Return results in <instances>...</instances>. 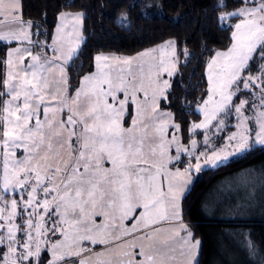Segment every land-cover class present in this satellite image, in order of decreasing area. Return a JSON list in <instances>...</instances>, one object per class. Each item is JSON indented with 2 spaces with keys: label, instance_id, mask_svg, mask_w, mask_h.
<instances>
[{
  "label": "rangeland",
  "instance_id": "374dc122",
  "mask_svg": "<svg viewBox=\"0 0 264 264\" xmlns=\"http://www.w3.org/2000/svg\"><path fill=\"white\" fill-rule=\"evenodd\" d=\"M244 1L245 2L240 6L224 12L221 16L240 9L255 8L259 3L264 2V0H255V2H252V0ZM80 13L83 14V12ZM261 14L262 13H258L257 15ZM6 19L7 17H4L2 21H0V36L16 34L20 36V39L16 41H21V43L11 48L8 53L5 78V92L8 96L5 102L11 99L9 93L15 83V81L8 80L9 73H12L13 76L23 77L25 72H27L31 79V73L36 72L37 77L45 82L46 89L41 90L45 103L40 106L41 114L39 116V121L43 130L36 132V138L45 136L51 142L53 148L56 150V156L58 157L53 161L56 166L64 168L67 165H71L73 158L77 155L74 149L78 147V144L74 138L71 140L69 139L70 133L74 130L78 135H85L80 123H77L73 129L67 125H63L62 122L68 115H72L73 119L79 118L83 121L89 105L95 103L98 98L100 99V104H103L100 89H103V91H108L109 89L107 84L101 83V68L104 70L105 78L111 80L113 87L122 89V91H117L115 93L118 99L123 100L126 95L128 96L129 103L126 105V112L123 114L122 126L124 129L130 131L131 136L135 137L137 143H143V152L140 153V155L147 160L148 165L160 167L162 172H170L173 174L177 169L183 173L189 165L194 169L197 162L202 165L199 172L190 170L179 177L180 186L178 188L175 215L172 214L173 210L170 204L167 205L166 214L160 210L159 205L157 208L144 212L142 207H137L138 202L135 199L128 202L130 208H122L119 205L108 207L97 201L96 206L86 209V216L83 219H90L87 228L83 225H75L74 222L77 219H81L80 217H74L70 214L67 216H60L57 214V216L53 217L52 223H57L58 219L62 223L64 219H67L69 223L63 224L61 228V231L67 232V236L65 237L58 232L56 236L54 235L52 237L51 232H47L46 235H44L45 238L44 236L42 240L39 238L40 248L48 246L50 253L48 263L54 258L51 245L57 242L61 243V248L58 250V253L63 256V259L57 262L65 261L75 255H64L65 253H79L82 252L86 244H97L99 240L95 239V237L99 235L101 230L102 234L106 232L109 237H116L117 235L126 236L148 227L146 225H156L165 219H174L177 214L181 213L182 199L191 189L197 175L204 169H208L203 167L206 155H212L213 152H218L220 155H228L242 143L240 140L241 134L248 137V143L253 145L251 148L256 146L264 147V145L259 143L253 144L255 134L259 131L260 124L264 123V118H261V113H264V69L255 73L249 71V65L255 53L258 50L264 51V49L257 47V50L251 54V58L247 61L246 66L237 73L238 79H236L230 87L225 89L226 96L231 94L230 101H221L219 95L214 97L217 104L224 103L227 105L225 110L218 113L216 119L212 120L206 129L194 128L193 125L199 124L205 120V116L201 109L205 107L204 101L208 96L207 91L206 98L197 106V111L201 115V118L198 121L192 122L190 126V137L188 142L185 143L181 137L180 130L171 127L173 124L178 125L174 118V114L172 111L162 106V100L166 97L171 81L177 71L178 58L174 40H166L161 44L146 48L131 55L97 53L94 57L93 70L83 76L77 90L74 94L70 95L68 93L67 65L71 61L73 55L77 53L82 43L83 21L81 20V23L77 24L72 17L73 20L68 23L66 17L59 16L56 28L57 39L56 42L54 41L55 43H53L52 40V52L48 54L33 53L29 45L24 43L25 40L21 36V33H26L29 38L28 41H30V27L25 24L23 20H20L19 23L15 22L13 25L11 20ZM245 19H251V17L238 15L223 21L232 26L233 34V32L236 31L234 26L240 24ZM14 27L16 30L15 32L11 31ZM58 27L61 29L60 31H57ZM3 29H10V32L2 33L3 31L1 30ZM233 42L232 39L231 45ZM231 45L226 49L217 50L209 61V63H211L213 59L217 60V65H214L213 68L214 72L219 65L223 64V57H217V53L227 52ZM17 49H19V51H17ZM25 49L31 52V56L28 55ZM32 57H39L37 62L38 67L36 68L29 67V65L34 63ZM96 57L106 59L97 61L95 59ZM9 61H11V63H9ZM206 75L208 76V68H206ZM85 77H88V79H85ZM245 83L248 84L247 88L244 86ZM16 86L18 87V84ZM209 87L208 81V90ZM242 101L244 104L243 107H240ZM108 104H112L110 98L108 99ZM12 107L14 108L15 105L13 104ZM33 107H36V105H33ZM237 107H240L239 113L236 111ZM45 108L48 110L47 120L43 112ZM258 118L260 119L258 120ZM232 119L235 121L234 131L227 136L225 135L222 140L223 142L218 143L219 137L222 136V128L226 125L225 122L231 121ZM133 120L136 121L135 126L132 125ZM3 121L4 124L7 123V113L5 112ZM217 121H221L222 123L218 124ZM85 123L91 126L94 121L87 120ZM246 129H250L251 131H246ZM33 131H36L35 128ZM56 134H62V136H57ZM233 134H236V140L230 141L228 138ZM173 137H175V140H173ZM127 138L128 137H126V139ZM206 139L208 141L207 146L204 143ZM193 141H195V144H193ZM81 143H83V141H81ZM161 143H163L167 149L166 153L163 155H161V149L158 147ZM153 149L155 150V154H152ZM177 149H180V151L177 152ZM244 152L245 151L230 156L223 164L227 163L232 158L242 155ZM26 154L27 153L24 151L17 150L15 152V158L18 159ZM48 155L51 156L52 153L49 152ZM197 157H201L199 161H197ZM101 167L107 169L111 168L112 165L101 162ZM152 174L155 175L154 172ZM0 175H2V171H0ZM141 175H144V173H141ZM62 179V177L57 179L56 184L59 185ZM158 181L162 184H167L168 178L166 176H158ZM2 194V196L7 197L9 201L12 199L17 200L18 215L13 220V223L16 222L15 224L19 226L21 221V215L19 214L21 211L19 206L21 196L16 195L15 190H10L9 194H4L3 192ZM25 196L26 195H23V199ZM49 200L50 206L55 204V201H52L51 197H49ZM202 206L206 216L210 219L226 221L264 219V164L244 169L236 173L234 172L226 177L218 179L203 200ZM63 211V209H60V212ZM99 212H103L105 215L95 218L97 216L95 213ZM40 215H44V213L41 212ZM165 215L167 218H164ZM37 221L38 217L33 223L35 224ZM39 223L44 224L45 228H47L48 218L45 217V219L39 221ZM94 225L100 227L94 228ZM19 227L23 228L24 225ZM57 227L60 228V224H57ZM88 229H92V231L89 232ZM169 229L171 231L173 230L172 227L154 226L146 230L144 236L150 238L153 248L160 252L161 250L159 248H163L162 243L164 242H161L160 239H156L155 236ZM85 235H90L92 239L97 242L92 243L87 239H83ZM191 236L192 235H188L190 262L193 257L192 254L195 250V245L200 244V239L199 241L195 239V241H193V237L191 238ZM232 236L240 245L244 254L243 257H240L235 254L234 251H231L234 264H244L240 258H246L250 264H264V254L253 242H251L249 237L247 238L246 236L243 239L241 238V233H232ZM16 239L23 242L25 237L23 238V236L18 233ZM131 242L132 240L125 241L117 245L114 249L130 246ZM12 247L14 246L12 245ZM199 247L197 249H199ZM19 251L20 249L17 248V252ZM33 251H35L34 247ZM114 251L116 250H111L110 252ZM110 252H108V254ZM195 256H197V254ZM80 257L82 256L78 258ZM103 257L111 260L109 255L106 256L104 254ZM99 258L100 255H94L92 262H90V258H88L80 259L73 264H82V262L83 264H97ZM121 258L123 259V256H121Z\"/></svg>",
  "mask_w": 264,
  "mask_h": 264
},
{
  "label": "snow or ice",
  "instance_id": "6c2138e0",
  "mask_svg": "<svg viewBox=\"0 0 264 264\" xmlns=\"http://www.w3.org/2000/svg\"><path fill=\"white\" fill-rule=\"evenodd\" d=\"M252 2H255V0H252ZM138 6L137 3L130 5L131 8ZM145 7L161 8L156 4H146ZM4 13H11L12 19L17 20L22 15L19 0H8L7 3L5 0H0V16H3ZM258 13L262 14L257 15ZM142 14L147 15V12L142 10ZM238 15H245L251 17V19H245L240 24L235 25L236 31L232 34L233 44L227 52L217 53V57H223V64L219 65L215 72L213 68L214 65H217V60L213 59L208 64L207 79L210 87L207 99L204 101L205 107L201 109L205 120L193 125L194 128L206 129L211 121L216 119L217 114L225 110L227 105L224 103L217 104L214 97L219 95L221 101H230L231 94L226 96L225 89L238 79L237 73L246 66L251 54L257 50V47L264 49V2L259 3L255 8L240 9L218 19L223 21ZM60 16H72L75 22L79 24L83 14L62 12ZM117 23L124 26L130 25L131 18L128 14H122L117 19ZM60 30L58 27L57 31ZM21 36L25 41L29 40L26 33L22 32ZM0 39H7V37L0 36ZM18 39H20V36L12 34L13 41ZM25 51L31 56L29 50L25 49ZM259 54L264 58V51ZM95 59L99 61L106 58L96 57ZM32 60L34 63L29 67H38L39 57H32ZM101 78V83L107 84L109 89L108 91L100 89L103 104H100L98 98L95 103L89 105L83 121L79 118L73 119L72 115H68L62 122L63 125L73 129L77 123H80L85 135H78L74 130L70 133L69 139L74 138L78 144V147L74 149L77 155L73 158L71 165L61 168L53 162L58 157L48 138L45 136L36 138V132L43 130L39 116L41 114L40 106L45 103L41 94V90L46 89L45 82L37 77L36 72L31 73V79L27 72L23 77L13 76L12 73L8 74V80L15 81V83L9 93L11 99L4 102L2 109L3 112L7 113V123H0V149L4 150L0 153V163H2L0 192L9 194L10 190H15L16 195L21 196L19 202L21 211L19 214L24 227L20 228L13 223L18 215L17 200L12 199L10 202H5L0 196V232L3 233V235H0V245L7 247V252L0 255L2 264H28L30 257L39 256L41 250L39 238L46 235L47 232H51L53 236L59 232L66 237L67 232L61 231V228L63 224H68L69 221L64 219L61 223L58 219L57 223H52L53 217L57 214L60 216L70 214L74 217H80L81 219L74 222L75 225H83L87 228L89 221L83 219L86 216V209L96 206L97 201L108 207L119 205L122 208H130L128 202L135 199L138 202L137 207H142L144 212L157 208L159 205L160 210L165 214L167 213V205L170 204L173 210L172 214L175 215L178 188L180 186L179 177L190 170L199 172L201 169L202 165L197 162L194 169L189 165L183 173L177 169L173 174L162 172L160 167L148 165L147 160L140 155L143 152V143H137L135 137L131 136L130 131L122 126L123 114L126 112V105L129 103L128 96L126 95L123 100L118 99L115 93L122 91V89L113 87L111 80L105 78L103 68H101ZM85 79H88V77H85ZM244 86L247 88L248 84L245 83ZM109 98L112 100L111 105L108 104ZM13 104L15 105L14 108L12 107ZM243 104L242 101L240 107H243ZM33 105H36V107H33ZM240 107L236 108L237 113L240 112ZM43 112L47 120L48 110L45 108ZM261 118H264V113H261ZM87 120H92L94 123L89 126L85 123ZM217 123L222 122L217 121ZM132 125H136L135 120L132 121ZM171 127L178 130L180 126L173 124ZM34 128L35 132L33 131ZM246 131L251 130L246 129ZM56 135L62 136V134ZM126 137L128 138L126 139ZM228 139L230 141L236 140V134ZM173 140H175V137H173ZM240 140L242 143L239 147L228 155H220L218 152L206 155L203 167H219L230 156L246 151L253 146L248 143V137L243 134L240 135ZM204 143L207 146V139ZM255 143L264 145V123L260 124L259 131L255 134L253 144ZM193 144H195V141H193ZM158 147L161 149V155L166 153L167 149L163 143ZM17 150L24 151L27 154L17 159L15 158ZM179 151L180 149H177V152ZM49 152L52 153L51 156L48 155ZM152 154H155L154 149ZM200 158L197 157V161ZM101 162L109 163L112 167L102 168ZM153 172L155 175L152 174ZM141 173H144V175H141ZM158 176H166L168 178L167 184L159 182ZM61 177L63 179L57 185L56 180ZM23 195H27L28 199L24 200ZM49 197L52 201H55V204L50 206ZM60 209L64 211L60 212ZM40 212H43L44 215H39ZM25 214L28 217L26 220L23 219ZM95 215L102 217L105 213L99 212ZM37 217L38 221L34 224L33 221ZM45 217L48 218L47 228L44 224L39 223ZM164 218H167V216L165 215ZM57 224H60V228L57 227ZM99 227L94 225V228ZM88 231L91 232L92 229H88ZM17 232L25 237L23 242L16 239ZM189 235L191 234L189 233ZM83 239H87L92 243L97 242L90 235H85ZM13 244L19 246V252L12 247ZM33 247L35 251H33ZM51 248L54 258L49 264H57L58 260L63 259V256L58 253L61 243L52 244ZM73 254L78 255V253L71 252L64 255ZM12 257L16 258L13 259Z\"/></svg>",
  "mask_w": 264,
  "mask_h": 264
},
{
  "label": "trees",
  "instance_id": "16d2710c",
  "mask_svg": "<svg viewBox=\"0 0 264 264\" xmlns=\"http://www.w3.org/2000/svg\"><path fill=\"white\" fill-rule=\"evenodd\" d=\"M244 0H21V18L30 27L28 45L33 53H51L52 40L59 14L64 11L83 12V40L67 65L68 93L74 94L83 76L94 68L97 53L136 54L166 40L176 43L178 65L162 106L172 111L178 123L183 142H188L190 126L201 115L197 106L206 98L208 80L206 68L217 50L228 48L232 42V26L218 19L224 12L236 8ZM137 3L139 6L131 8ZM156 4L159 9L146 8ZM142 10L147 15L142 14ZM122 14H128L131 24L117 23ZM28 22H31L30 24ZM13 43L0 41V123L6 99L5 78L7 57ZM258 50L249 71L264 69V58ZM223 142L235 129V121L225 122ZM220 133V134H221ZM201 137V136H200ZM3 149H0V153ZM264 164V147L256 146L227 163L201 171L191 189L182 199V217L190 223L194 236L202 242L197 264H234L231 251L243 257L240 245L232 233H241L264 254V219L226 221L206 216L202 202L215 182L244 169ZM2 163H0L1 169ZM0 192V196H2ZM3 198V197H2ZM0 235H3L0 232ZM7 247L0 245V255ZM48 246L28 264H49ZM250 264L246 258H240ZM2 264V262H0Z\"/></svg>",
  "mask_w": 264,
  "mask_h": 264
},
{
  "label": "crops",
  "instance_id": "0c3cea01",
  "mask_svg": "<svg viewBox=\"0 0 264 264\" xmlns=\"http://www.w3.org/2000/svg\"><path fill=\"white\" fill-rule=\"evenodd\" d=\"M5 2L7 3L8 0H5ZM19 3L21 7V0H19ZM64 12H68V11H64ZM70 13H80V12H70ZM4 17H7L6 20H11L13 22V25L15 24V22L19 23V21L22 20L21 16H19L17 20H13L11 13H4L3 16H0V21H2ZM66 19L68 23H70V21L73 20L72 16H66ZM83 19H84V13H83V17L81 20L83 21ZM57 23H58V20H57ZM56 28H57V24H56L54 35H53V43H55L57 39ZM82 30H83V27H82ZM1 31H3L2 33H5V32L8 33L10 32V29H3ZM11 31L15 32L16 31L15 27L14 29L12 28ZM5 36L7 37V39H0V41L7 42V43H13L11 48L18 46L21 43V41L20 42L13 41L11 34H6ZM30 36H31V33H30ZM24 43L27 44L28 42L25 41ZM75 55H73V57ZM2 197H3V200H5V202H10L7 197L5 196H2ZM27 197L28 196L26 195L24 197V200H27ZM137 213H138V208H137ZM40 214L41 212L39 213V215ZM97 217L98 216H96L95 218ZM23 218L25 220L28 219L26 214L23 216ZM88 221L90 222V219ZM154 226H160V227L167 226V227H172L173 229L172 231L169 229L168 231H164L158 234V236H155L156 239H160L161 242H164L162 243L163 248H159L161 250L160 252L156 250L155 248H153L152 240L144 236L146 233V230L153 228ZM189 233L192 235L191 238L193 237L192 238L193 241L195 240L199 241V238L194 236L190 223L183 220L182 209H181V213L177 214V216L174 219H165L163 221H160L156 225L148 226L146 228L135 231L134 233L126 235V236L117 235L116 237H109L106 234V232L102 234V230H101V232H99V235L95 237V239L99 240L97 244L91 245V244L84 243L86 244V246L83 248L82 252H79L78 255L75 254L74 257H71L68 260L59 261L57 262V264H71V263L73 264L74 262L75 263L78 262V260L80 259H88V258H90V262H92L94 255H100V258L97 264H197L200 259V255H201L202 242L200 240V244L195 245V250L192 254L193 257L190 262L189 261L190 259L189 247H188ZM16 235H18V233H16ZM43 236L44 235L40 236L41 240L43 239ZM129 240H132L130 246H126L123 248L119 247L117 249H114L117 245H120L121 243L125 241H129ZM13 246L14 248H16V250L17 248L19 249V246L17 244H13ZM198 247L199 249H197ZM40 249L43 250L44 247ZM111 250H116V251L110 252ZM108 252L110 253L108 254ZM104 254L106 256L109 255V257H111V260L104 258L103 257ZM196 254L197 256H195ZM79 256H82V257L78 258ZM121 256H123V259L121 258Z\"/></svg>",
  "mask_w": 264,
  "mask_h": 264
},
{
  "label": "built area",
  "instance_id": "2783aa9c",
  "mask_svg": "<svg viewBox=\"0 0 264 264\" xmlns=\"http://www.w3.org/2000/svg\"><path fill=\"white\" fill-rule=\"evenodd\" d=\"M24 219V218H23ZM19 226H23L22 222L20 221V225ZM19 233V232H18ZM21 235V234H20ZM22 236V235H21ZM24 238V236H23ZM13 259H15L16 257H12Z\"/></svg>",
  "mask_w": 264,
  "mask_h": 264
}]
</instances>
